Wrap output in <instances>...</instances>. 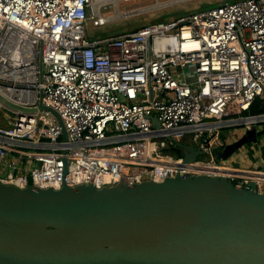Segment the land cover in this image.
Here are the masks:
<instances>
[{
    "label": "built area",
    "instance_id": "obj_1",
    "mask_svg": "<svg viewBox=\"0 0 264 264\" xmlns=\"http://www.w3.org/2000/svg\"><path fill=\"white\" fill-rule=\"evenodd\" d=\"M119 1L0 0V94L23 106L41 102L61 120L47 109L22 112L0 101L10 120L0 127V168H8L0 181L100 188L179 172L264 192L263 158L242 169L251 174H222L162 152L167 136L182 141L189 134L208 164L220 166L213 148L231 141L219 137L220 128L252 122L262 138L264 112L243 113L256 97L264 100V0H225L88 38L85 23L105 24L110 16L101 9L111 3L118 10ZM22 161L36 164L19 171Z\"/></svg>",
    "mask_w": 264,
    "mask_h": 264
},
{
    "label": "water",
    "instance_id": "obj_2",
    "mask_svg": "<svg viewBox=\"0 0 264 264\" xmlns=\"http://www.w3.org/2000/svg\"><path fill=\"white\" fill-rule=\"evenodd\" d=\"M0 101L22 112L47 109L61 123L41 102L23 106L1 94ZM166 138L182 150L183 162L204 152ZM257 140L250 122L213 148L215 159ZM0 264H264V192L219 175L179 172L100 188L0 181Z\"/></svg>",
    "mask_w": 264,
    "mask_h": 264
},
{
    "label": "rangeland",
    "instance_id": "obj_3",
    "mask_svg": "<svg viewBox=\"0 0 264 264\" xmlns=\"http://www.w3.org/2000/svg\"><path fill=\"white\" fill-rule=\"evenodd\" d=\"M222 1L225 0H132L128 2L120 0L118 2V10L113 9L111 3L106 4L105 8L101 9L102 13L110 16L109 20L104 25L94 26L91 21H87L85 23L86 34L87 37L91 39L120 34L126 31H132L143 24L175 18L196 9L204 8L209 4H218ZM263 110L264 100L258 96L255 99L252 109L243 114H251ZM3 113L4 111L0 110V127L8 126L10 121ZM261 124L264 126V122ZM261 124H258L257 126ZM243 128H245V124H236L231 127L220 128L219 137L226 141L232 140L239 136L240 132L243 131ZM182 141L186 144L191 143L197 146V143L192 140V137L189 134H186L182 138ZM166 142L167 146L162 149L163 154L170 156L182 154V150L180 148H175L170 140L166 139ZM244 147H246V145H244ZM250 151L254 152L251 149ZM195 161L198 163L210 162L209 156L206 154L198 156ZM213 163L219 164L221 161L214 158Z\"/></svg>",
    "mask_w": 264,
    "mask_h": 264
},
{
    "label": "crops",
    "instance_id": "obj_4",
    "mask_svg": "<svg viewBox=\"0 0 264 264\" xmlns=\"http://www.w3.org/2000/svg\"><path fill=\"white\" fill-rule=\"evenodd\" d=\"M261 125L257 126L259 128V130L262 127ZM243 130H244V128H243ZM242 132H240V134ZM258 138H259V136H258ZM257 143H258V145L254 144V147L252 148L254 152L250 151V148L248 146L249 143H248V144H246V147H243V149H241L239 152H236L235 155L233 157L229 158L227 162L221 161V163H219V165L223 166L225 168V170H228V171H229V169H233V170H240V172L244 173V174L250 173V172L242 170V169H247L248 170L250 168H253L255 166V161L257 159L259 161L262 160L261 147L264 145V134H263V138H261V139L259 138L257 140ZM10 153L12 155H15V153H13V151H11ZM240 160H242L243 162L240 161ZM22 162H21L22 165L20 166V168H18L19 171L31 168L33 165L36 164L34 161H30V162H26V163H25V161H22ZM7 170H8L7 167H4L3 169L0 168V175H2L5 172H7ZM221 172H222V174H225V173H223L224 171H221ZM227 173H235V172L230 171V172H227Z\"/></svg>",
    "mask_w": 264,
    "mask_h": 264
},
{
    "label": "bare ground",
    "instance_id": "obj_5",
    "mask_svg": "<svg viewBox=\"0 0 264 264\" xmlns=\"http://www.w3.org/2000/svg\"><path fill=\"white\" fill-rule=\"evenodd\" d=\"M104 1L106 2V1H109V0H104ZM246 120L247 121H252L254 119L253 118H247ZM196 164H198L199 166H203L204 167V169H195L197 171H213V172H218V173H222L221 171H228V170H225V168L223 166H214V165L212 166V165H210L208 163H196ZM185 166L188 167L189 164H187ZM190 166H192V165H190ZM192 168H193V166H192ZM229 171H232V172H235V173H241L240 170L229 169ZM241 174H244V173H241ZM247 174H251V173H246V175Z\"/></svg>",
    "mask_w": 264,
    "mask_h": 264
},
{
    "label": "trees",
    "instance_id": "obj_6",
    "mask_svg": "<svg viewBox=\"0 0 264 264\" xmlns=\"http://www.w3.org/2000/svg\"><path fill=\"white\" fill-rule=\"evenodd\" d=\"M213 5H216V4H209V5H207L206 7H208V6H213ZM196 10H197V9H196ZM103 25H104V24H103ZM136 29H137V28H136ZM110 34H112V33H110ZM254 102H255V100H254ZM254 102L251 104L249 110L252 109V107H253V105H254ZM249 110H248V111H249ZM261 112H264V110H263V111L253 112V113H261ZM261 152H262V158L264 159V145L261 147ZM192 166H193L194 169H204L203 166H199L198 164H193Z\"/></svg>",
    "mask_w": 264,
    "mask_h": 264
}]
</instances>
